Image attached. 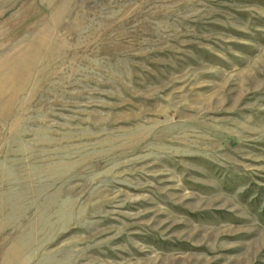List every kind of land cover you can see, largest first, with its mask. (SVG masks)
Returning <instances> with one entry per match:
<instances>
[{
	"label": "rangeland",
	"instance_id": "1",
	"mask_svg": "<svg viewBox=\"0 0 264 264\" xmlns=\"http://www.w3.org/2000/svg\"><path fill=\"white\" fill-rule=\"evenodd\" d=\"M0 264H264V0H0Z\"/></svg>",
	"mask_w": 264,
	"mask_h": 264
}]
</instances>
